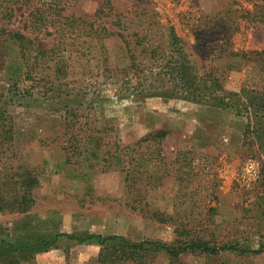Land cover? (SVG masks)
Here are the masks:
<instances>
[{"label": "rangeland", "instance_id": "374dc122", "mask_svg": "<svg viewBox=\"0 0 264 264\" xmlns=\"http://www.w3.org/2000/svg\"><path fill=\"white\" fill-rule=\"evenodd\" d=\"M44 1L85 22L67 28L78 36L66 40L60 72L39 71L46 78L38 83H12L0 61V114L13 129L12 140L0 129V179L29 169L39 180L28 213H0V242L27 246L94 234L171 246L202 240L263 252L185 253L173 261L148 252L145 264H264V61L233 56L264 52V0ZM28 12L19 9L3 26L22 28ZM98 27L124 37L106 38L103 54ZM169 28L197 81L212 73L240 100L226 99L230 107L222 109L172 95L150 72L143 80L142 51L151 44L160 45L158 54L170 49ZM37 35L44 49L58 44ZM134 49L137 75L126 70ZM159 130L167 136L154 143L150 135ZM120 151L126 157L115 167ZM131 170L143 175L127 177ZM46 247L16 254L4 247L0 264H98L100 248L91 243L61 237Z\"/></svg>", "mask_w": 264, "mask_h": 264}, {"label": "trees", "instance_id": "16d2710c", "mask_svg": "<svg viewBox=\"0 0 264 264\" xmlns=\"http://www.w3.org/2000/svg\"><path fill=\"white\" fill-rule=\"evenodd\" d=\"M39 5L43 6V8L39 7ZM22 8H29L28 17L24 20L22 28L10 30L3 26V24H10L16 21L18 10ZM63 11L62 7L49 4L44 0H0V53L2 54L0 61L4 64V74L8 80L14 84H19L23 81H36L35 83H38V81L46 78L38 76L39 71L55 67L57 72H60V64L63 60V58L61 59L63 57L61 56V50L64 54V47L67 45L66 40L75 41L76 37L74 38L73 36H78L77 34L66 33L67 28L79 29L78 23L82 24V22H85L81 18L75 19L72 16H67L63 14ZM101 13L102 15H107L102 11ZM94 29V37L97 38V44L102 49L103 54V50H107L104 44L106 38L114 35L124 37L121 33L114 34L103 27ZM50 30H53V32ZM34 33L44 35L46 38L53 36L54 39L58 40L57 46L51 49H44L38 46L39 36L32 37L31 35ZM169 40L170 49L163 48L159 54L160 45L151 44L145 46V50L142 51L143 54H146L143 56V80L148 79L145 72H150L156 81L161 82L163 87L168 84L171 86L172 95L195 102L203 100L211 106L222 109L230 107L226 99H229V101L234 98L240 100L239 97L241 98V95L238 97L233 92L227 91L225 84H222L220 79L213 78L212 73H205L203 76L204 84H200L197 81V76L192 74L193 66L173 28H169ZM128 46L130 47L127 44ZM136 53V49L133 52L131 51V64L126 70L135 68L137 75L141 63L138 62ZM240 55L243 59H252V55H255L264 61V52L233 54L236 57ZM107 58L100 61V65L105 70L111 67V64L106 60ZM51 62H54L53 66H49ZM62 73L61 71L60 75ZM63 76H65V73ZM60 78L61 76H59ZM150 83L154 85L153 82ZM57 84L54 83L52 88L54 86H63L62 82ZM147 85L149 86V84ZM209 92L213 94H209V98L205 97V94ZM242 92L243 90L239 93ZM203 96L204 98H202ZM7 119L9 117L6 114H0V129L5 135L10 134V140H12L13 129L11 126H7L10 124L5 123ZM166 136L167 132L165 130H159L151 134L150 138L154 143H160ZM136 148H129L130 150L126 148L125 150L128 153H136ZM93 155L95 156V153ZM113 157L115 167H119L121 160L126 156L120 151L114 152ZM138 160L142 161L143 156H140ZM137 173L143 175V171L131 170L127 177ZM38 185V178L29 169H24L14 174L5 173L4 177L0 179V213H28L36 203L34 190ZM61 237H65L68 240H76L80 244L91 243L98 246L100 248L98 264H125L128 261L133 264H145L148 252L165 253L172 261L185 253L209 256L220 254L223 251L241 252L243 254H260L263 252L262 249L243 250L235 245L216 247L202 240H192L187 244L177 243V246H171L165 243L147 241L135 243L119 235L95 234L90 236L58 235L52 242L40 239L38 243L45 248L41 252L48 251L49 249L46 246H54L55 241ZM37 244L30 245L27 243L25 244L27 246H17L3 239L0 242V249L7 247L10 249L9 252L16 254L20 253L23 247H36Z\"/></svg>", "mask_w": 264, "mask_h": 264}]
</instances>
